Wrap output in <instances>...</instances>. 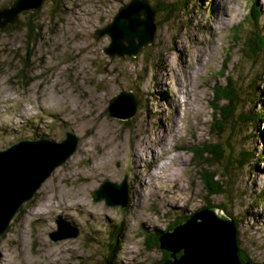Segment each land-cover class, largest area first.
Wrapping results in <instances>:
<instances>
[{
  "label": "rangeland",
  "instance_id": "obj_1",
  "mask_svg": "<svg viewBox=\"0 0 264 264\" xmlns=\"http://www.w3.org/2000/svg\"><path fill=\"white\" fill-rule=\"evenodd\" d=\"M10 2L0 0V7ZM149 2L174 6L135 57L110 59L103 52L109 37L91 36L112 20L119 0H46L35 16L21 15L16 29L0 30V150L26 138L59 142L65 131L79 137L76 152L0 236V264H97L112 249L117 222L125 229L116 246L118 264H159L161 250L147 248L145 237L206 204L225 207L210 208L235 219L240 252L251 264H264V115L248 127L238 120L248 109L245 101L248 107L259 102L264 114V50L249 59L243 51L254 30L250 7L260 9L263 28L264 0ZM162 18L156 14L157 23ZM26 25L36 30L31 44ZM220 69L234 74L246 95L235 104V126L227 127V160L247 149L262 159L254 157L243 170L231 160L227 194L206 196L194 148L213 141L212 89L226 81ZM121 90L137 99L130 119L107 113ZM125 175L124 208L93 201L90 191L102 180L120 182ZM60 217L79 235L51 242L48 234Z\"/></svg>",
  "mask_w": 264,
  "mask_h": 264
},
{
  "label": "water",
  "instance_id": "obj_2",
  "mask_svg": "<svg viewBox=\"0 0 264 264\" xmlns=\"http://www.w3.org/2000/svg\"><path fill=\"white\" fill-rule=\"evenodd\" d=\"M45 0H11L0 7V30L18 23L22 13H37ZM117 13L92 37H109L103 52L115 56L135 57L141 48L155 38L157 24L154 7L149 0H119ZM137 111L133 92L121 90L108 102L107 113L116 119H130ZM64 139L26 138L0 150V236L10 226L20 208L31 201L51 173L76 152L79 137L70 131ZM93 201L106 206L124 208L128 202V183L104 179L90 191ZM57 228L49 232L51 242L76 238L79 229L64 218L55 220ZM158 247L169 253L162 264H251L239 257L236 228L233 220L214 208H204L190 215L170 231L159 230ZM179 254V255H178Z\"/></svg>",
  "mask_w": 264,
  "mask_h": 264
},
{
  "label": "trees",
  "instance_id": "obj_3",
  "mask_svg": "<svg viewBox=\"0 0 264 264\" xmlns=\"http://www.w3.org/2000/svg\"><path fill=\"white\" fill-rule=\"evenodd\" d=\"M46 1V0H45ZM171 7H166L164 5H157V4H152L154 6L155 11L157 14L163 15L161 23L163 24L166 22L169 18V15L171 14L173 10L174 3H170ZM168 6V5H167ZM250 15V21L248 23L254 26L253 35H251V38L249 37L246 39L248 41L249 39V44H245L246 46V51L244 53L246 54V57L249 59L251 55L257 56L261 51L264 50V27H260L259 23V17L261 15V11L259 8L250 7L249 13ZM22 15H27L29 17H33L36 14L34 13H22ZM20 19L18 20V23L14 26H8L7 29H16L18 25L20 24ZM233 30L232 32V40H237L238 39V26H233L231 27ZM26 32V37L28 39V44H31V39L35 35V28H32L29 25H26V28H24ZM246 43V42H245ZM221 77L225 78L226 81L224 82L223 85H217L216 87L212 89V99H211V107H212V124L210 126V133L211 138L213 141L209 144L203 145L202 147L194 148L196 150V158H197V169H198V176L200 178V181L203 185V190L206 194V196H211V195H223L227 194V189L224 185V180L227 178V166L232 164V161H235L237 166L236 168L243 170L244 167L251 162L252 159L255 158L257 162L261 160L260 152H259V159L257 158V155L255 156L254 153L250 150H245L242 152H239L238 156L229 157L231 160H227V149L226 146L229 149H232L227 144V141L229 139V136H227V127L230 124V127L233 128L235 124H233L236 120L234 117V112H235V104L238 102H242L243 99H240L243 96H246L245 93L242 92L241 90V85L237 82V79L233 77V75L228 74L220 69L218 71ZM236 76V75H235ZM238 78V76H237ZM247 88V87H246ZM255 95L259 94L258 91H254ZM245 101V100H244ZM247 101L244 102L243 107H247L245 111L243 110L240 115L238 116V120L241 123V125H244L246 127L250 126L253 124V122L257 119V117H260L264 114L259 113L257 109V104L259 102L254 101L250 107H248ZM259 120V118H258ZM263 123V122H262ZM231 134V133H230ZM226 135V136H225ZM250 134L245 135V137L249 138ZM235 158V159H234ZM225 159V160H224ZM256 163V162H255ZM219 166H222L224 169L221 172L219 170ZM251 183V181H250ZM255 182H253L254 184ZM209 207H217V206H211L209 204H206L205 206L193 211L191 214L185 216V219H187L190 215L195 213L196 211H199L204 208H209ZM218 210L224 211L225 212V207L223 206H218ZM226 216H229L225 214ZM235 225V228L237 226L235 219H233L231 216H229ZM179 224L177 220H175L171 225L168 226V228H165L161 231H170L173 229V227ZM124 225L122 222H117L112 228H111V233L109 236V240L112 239L111 246L112 249L107 252V257H103L102 260L97 263V264H118V261L116 259L117 250L119 248V245L121 244V240L123 237L124 233ZM159 230H154V233L148 234L147 237H145L144 243L147 248H159L158 247V235H159ZM118 248H117V247ZM161 250V249H160ZM161 259L159 261V264H162V260L165 258H168L169 253L161 250ZM179 255V254H178ZM239 257L241 261H247L248 257L243 255V253L240 252L239 250ZM250 262V261H249Z\"/></svg>",
  "mask_w": 264,
  "mask_h": 264
},
{
  "label": "bare ground",
  "instance_id": "obj_4",
  "mask_svg": "<svg viewBox=\"0 0 264 264\" xmlns=\"http://www.w3.org/2000/svg\"><path fill=\"white\" fill-rule=\"evenodd\" d=\"M159 134V133H158ZM162 136V135H161ZM161 139V138H160ZM164 140V139H163ZM153 148V147H152ZM151 149V148H150ZM154 153H156V154H159V155H163L164 154V152H158V151H154ZM153 157H151V159H152ZM153 160V159H152ZM165 163H168V162H165ZM157 173V172H156ZM172 173V172H171ZM173 186V185H172ZM219 214H222L220 211H217Z\"/></svg>",
  "mask_w": 264,
  "mask_h": 264
}]
</instances>
